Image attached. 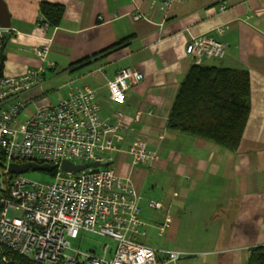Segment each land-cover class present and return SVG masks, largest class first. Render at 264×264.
<instances>
[{"label": "crops", "instance_id": "crops-1", "mask_svg": "<svg viewBox=\"0 0 264 264\" xmlns=\"http://www.w3.org/2000/svg\"><path fill=\"white\" fill-rule=\"evenodd\" d=\"M4 1L12 32L1 48L3 74L45 69L40 84L22 95L25 112L58 103L77 87L94 90L101 116L115 120L121 113L124 124L113 135L117 149L105 157L132 181L141 195V216L159 233L170 215L163 232L168 247L155 248L190 252L180 264H247L251 250L264 245V0ZM43 2L64 6L59 25L47 26L41 18ZM204 34L226 43L224 58L187 54L191 38ZM47 43L50 52L42 61L34 48ZM198 63L250 73L251 112L236 151L168 128L180 85ZM125 67L144 78L117 104L109 99L108 82ZM68 74V89L51 94ZM138 142L158 158L135 161L129 148ZM151 199L163 207L148 219L151 213L143 212ZM147 233L139 241L147 244Z\"/></svg>", "mask_w": 264, "mask_h": 264}, {"label": "built area", "instance_id": "built-area-1", "mask_svg": "<svg viewBox=\"0 0 264 264\" xmlns=\"http://www.w3.org/2000/svg\"><path fill=\"white\" fill-rule=\"evenodd\" d=\"M172 1L164 0V4ZM225 8L223 4L221 9ZM141 16L134 15L136 19ZM11 32V28L0 27V49ZM34 51L46 60L50 44ZM187 53L198 58H224L227 45L214 36L198 35L188 43ZM44 71L39 67L18 76L0 77V264H12L8 251L35 264H180L181 251L139 241L148 224L141 216V195L129 178L113 167L78 173L61 168L64 160L74 164L101 161L108 151L117 149L113 135L124 124L121 113L114 115L115 120L101 116L100 101L90 88L77 87L58 103L25 113L28 103L22 95L40 84ZM143 78L136 68L120 69L108 82L111 102L123 104L127 91ZM129 152L135 161L158 158L157 151L143 142L131 145ZM12 162L54 165L53 181L14 174L9 169ZM149 205L163 207L154 199ZM167 227L168 220L160 227L161 233ZM81 231L111 238L115 246L105 244L103 253L73 248L70 238H78Z\"/></svg>", "mask_w": 264, "mask_h": 264}, {"label": "trees", "instance_id": "trees-1", "mask_svg": "<svg viewBox=\"0 0 264 264\" xmlns=\"http://www.w3.org/2000/svg\"><path fill=\"white\" fill-rule=\"evenodd\" d=\"M64 10L61 4H41V15L52 26L60 24ZM122 43L120 41L113 48ZM4 62L5 56L0 49V77L4 72ZM250 112L251 78L248 69L198 63L190 68L180 85L169 115L168 128L236 151ZM8 256L12 264H35L17 253L8 251ZM247 264H264V245L251 250Z\"/></svg>", "mask_w": 264, "mask_h": 264}, {"label": "rangeland", "instance_id": "rangeland-1", "mask_svg": "<svg viewBox=\"0 0 264 264\" xmlns=\"http://www.w3.org/2000/svg\"><path fill=\"white\" fill-rule=\"evenodd\" d=\"M69 77H70V74L60 77L59 82H57L56 85H61V86L59 87L57 91H53L51 94H54L57 97L61 93H64L68 89V85L66 84L70 79ZM74 85H78V84H74ZM24 175L27 176L31 180H36L39 182H51L53 181V176H54L52 171L51 172L29 171L25 173ZM146 201H147L146 205L149 206L150 200H146ZM149 213L151 214L148 216V219H150V217L152 216L154 217L155 214H158V211L155 213L154 209H150V207L145 208L143 215L149 214ZM142 218L148 224L147 226L148 233H147V236L143 238V241H145L148 245L150 244L153 247H162V248L166 247L167 248L168 242L165 239L164 234L159 233L158 228L152 225V222H150V220L147 221L144 217ZM168 222H169V219H168ZM70 241H71L73 248L80 249L84 252L96 251L97 253H103V247L105 244L108 243L112 247L115 246V241L113 239L102 236L98 233L91 232V231H81L78 238H70Z\"/></svg>", "mask_w": 264, "mask_h": 264}, {"label": "water", "instance_id": "water-1", "mask_svg": "<svg viewBox=\"0 0 264 264\" xmlns=\"http://www.w3.org/2000/svg\"><path fill=\"white\" fill-rule=\"evenodd\" d=\"M0 27L11 28V14L4 0H0ZM105 165H108V163L90 162L86 164H74L70 160H64L61 164V168L66 172L78 173L89 167L96 168V167L105 166ZM9 169L14 174H25L31 170L51 172L55 169V166L49 163L43 164L39 162H24V163L12 162L9 165Z\"/></svg>", "mask_w": 264, "mask_h": 264}, {"label": "bare ground", "instance_id": "bare-ground-1", "mask_svg": "<svg viewBox=\"0 0 264 264\" xmlns=\"http://www.w3.org/2000/svg\"><path fill=\"white\" fill-rule=\"evenodd\" d=\"M191 39H192V38H191ZM186 52H187V47H186ZM187 54H188V53H187ZM195 57H196V56H195ZM196 58H197V59H202V58H198V57H196ZM217 59H222V58H217ZM93 162L108 163V165H105V166H99V167H96V168H95V167H89V168H92V169L97 170V169H107V168H111V167H113V168L116 169V172L118 173L117 168H116L115 165L111 162V157H110V158H106L105 155H104L101 161H93ZM118 174H119V173H118ZM179 251H181V252L183 253V258H182V259H184V258H186V257H188V256L191 255L190 252H186V251H183V250H179ZM182 259H181V260H182Z\"/></svg>", "mask_w": 264, "mask_h": 264}]
</instances>
